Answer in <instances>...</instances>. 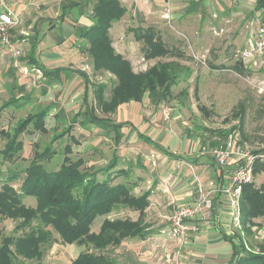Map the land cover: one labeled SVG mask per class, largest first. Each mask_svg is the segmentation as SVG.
I'll list each match as a JSON object with an SVG mask.
<instances>
[{
	"label": "rangeland",
	"instance_id": "obj_1",
	"mask_svg": "<svg viewBox=\"0 0 264 264\" xmlns=\"http://www.w3.org/2000/svg\"><path fill=\"white\" fill-rule=\"evenodd\" d=\"M146 6L144 13L138 9L133 10L134 6L130 5L129 10L121 16L119 21L112 22V26H110L112 28H109L108 33L113 40L123 36L122 40L126 46L130 41L135 51L133 60L143 57L140 47L142 43L135 40L133 33L129 30V28L136 27L137 25L143 27L153 25L167 46L175 48L179 53L181 52L173 56L144 59V61H141L144 62L146 68L152 66L157 61H174L173 71L179 75L177 84L171 88V98L159 103L157 106L149 103L148 113L153 108H155L154 112H158V115H156V126L163 131H167L168 139L170 136L171 138L174 137L177 140L176 145L181 148H184V143L190 139L193 147L199 152L202 146L211 148L213 141H219L220 139H225L228 135H234L241 144L246 145L251 151L264 152V54H255L253 56V60L257 56H261L260 58L263 62L260 65L252 61L248 63H243L240 60L237 61L238 50L246 45L242 33L247 31V29L244 27L243 21L238 18L237 20H230V22H226L225 28L221 25L223 28L221 30L219 29V21H222L223 15L222 17H215L208 13L210 18H206V15H204L205 19L202 22L197 21L194 25H191V28H186L184 27L186 23H183V19L177 21L171 17L169 5L166 4L164 7L161 15L162 18L158 16L151 19H148L150 14L156 13L160 15V11L157 12V10L154 11V9L148 8L151 5L146 4ZM139 14L142 20L139 19ZM144 17H148L147 20ZM169 17L170 19L168 20ZM244 21H248V19H244ZM256 28V24L248 26V30L250 31H256ZM209 41L212 49L206 52L205 49ZM81 53H84V51ZM89 62L91 63L90 68L87 65L83 66L84 71L88 73V78L93 83L102 82L110 88L115 82L114 75L106 72H93L89 75V72L93 68L92 61L90 60ZM237 63H240L243 69H247V71L235 70L233 66ZM76 65L78 66V64ZM66 67L71 68L69 65ZM27 69L30 73L34 70L29 66ZM18 71L14 69V71H11V75L6 74V85L2 83L4 77L0 75V106L4 102H7V99H13L19 93H23L27 97L14 100L7 108L0 112V129L12 130L17 125V121L22 120L29 114L42 111L49 105H52V109L48 115L44 116L47 126L45 133L34 131L30 126L27 131H24L19 136L24 145L22 151L15 155L14 160L3 161L0 156V174L5 175L9 172H18L19 179L12 181V184L14 187L19 188V181L23 178L22 170L34 158L35 151L41 150L48 145L54 147L56 153L51 159L45 160L42 163L47 170L53 171L59 167L63 157L62 150L67 142H71L73 157H83L84 162L82 166L93 164L97 167L108 163L111 159L113 141L107 135L108 133H106L104 127L89 123L83 125L80 122L71 121V117L80 109V105L83 102L84 83L77 86L82 80L81 77L78 78V76L72 75L67 80V76L63 72L69 73L70 71L67 69L64 71L58 70L57 73H60V77H57V80H53L55 86H51L49 90L47 88L44 89L46 86L43 79H38L37 76H26L27 79H24L26 84H23V87L21 85V90L17 87L9 89V84L14 85L11 77H13L16 81L15 84H17L16 79L20 78L22 74ZM33 73L35 74L34 71ZM61 75L66 79L61 77ZM48 85L50 86L51 82ZM64 86L66 87L64 93H61ZM75 86L77 87L75 88ZM109 88L105 90L106 96L109 95ZM89 91L91 90L89 89ZM76 93L79 98H77ZM240 102L243 104L242 110L238 107ZM97 112L99 115H103L100 111L97 110ZM55 113L57 114L55 115ZM111 116L114 118V114L111 113ZM80 117H78L79 120ZM70 123H74L72 128L66 130L63 136L55 139V134L61 132L62 129H66ZM239 125L241 128H238ZM99 132L106 137L100 139L99 135L101 134L98 135ZM223 133H226V135ZM75 139L78 142H75ZM94 141L96 142L93 143ZM5 142L6 139L3 131L0 130V149L4 147ZM165 142H169V140ZM127 144V146L131 147V164H128L127 160L123 163H120V160H118V165L115 169L127 167L129 168V174L126 177L117 176L114 178V182L126 181L128 179L129 183H135L133 191L137 193L145 187L146 179L140 178L137 180L135 177L143 175L144 178L145 173L146 176L152 175L155 165L151 163L152 160L146 161L147 165L143 164V161L147 160V153L151 157L145 142L140 141L137 143V140L133 139V141ZM140 149L142 150L140 151ZM138 153L140 154L135 162L133 156L136 157ZM102 175L99 173V177H102ZM263 181L264 169L257 173L255 185L258 186ZM22 201L26 205L34 206L36 204V197L25 195ZM114 210L120 211L118 208ZM116 216H125V211L117 213ZM100 217L98 215L91 223L92 228H96L99 224ZM235 219V224L237 222V225H239L238 227L234 225L237 228L235 230H239L241 228L240 219L238 217ZM255 221L257 225L250 227V231L242 232L241 240L244 246L259 250L257 243H264V216L259 217ZM16 222L17 220L12 218L1 217L0 228L6 235L20 234L21 230L16 232L13 230ZM35 223L32 222L33 225ZM49 229L52 241L42 245V257L40 259H24L23 262L25 264H66L72 258L78 256L79 252L84 248L88 250L89 247L87 245L84 247L75 242L70 244L63 243L58 233L51 227ZM237 242L240 241L237 240ZM114 251V249L108 250L107 247L104 251L100 250L99 253H105L110 256V254L115 253ZM115 254H118V252ZM115 256L121 259L122 254L119 253Z\"/></svg>",
	"mask_w": 264,
	"mask_h": 264
},
{
	"label": "trees",
	"instance_id": "obj_2",
	"mask_svg": "<svg viewBox=\"0 0 264 264\" xmlns=\"http://www.w3.org/2000/svg\"><path fill=\"white\" fill-rule=\"evenodd\" d=\"M91 5L90 16L93 23L88 27L79 28L77 35L87 41L94 72L111 73L115 77V82L110 88L102 82L93 83L84 71L77 69L78 74L84 78L82 102L84 106L74 113L71 121L83 125L94 124L104 127L108 132L111 131L114 143L111 159L104 166L96 167L93 164L82 166L83 157H73L71 142H67L62 150L63 157L59 167L53 171L47 170L42 163L56 153L54 147L48 145L35 151L34 158L22 170L23 178L19 181V188L12 184V181L19 179L18 172L0 174V218L17 220L13 230L14 232L21 230L20 234L6 235L0 228V264H25L24 259H40L43 255L42 245L52 241L49 227L58 233L63 243L75 242L89 247L88 250L84 248L85 250L80 251L78 256L66 264H121L99 251L119 245L128 237H143L147 233L144 230L146 225L143 217L149 204L150 192L145 190L137 195L133 191L134 184L129 183L128 179L114 182L117 176L126 177L129 168L115 169L119 158L116 146L124 135L121 130L123 124L115 122L111 113L116 111L119 104L131 100L141 101L146 94L152 105L157 106L167 101L172 97L171 88L177 84L179 75L173 71L174 61L171 60L157 61L145 70L134 71L131 62L113 48L108 33L112 22L120 20L127 12L126 5L120 0H92ZM255 7L264 8V0H257ZM129 30L133 33L134 39L142 43L140 47L143 60L179 53L175 48L167 46L153 25L147 27L137 25ZM35 45L36 37L31 43L30 66H37L44 75L49 76L58 70H64L65 67L43 69L34 59ZM233 68L237 71H247L240 63L235 64ZM107 88L108 97L105 95ZM14 100L19 98L8 99L0 106V112ZM51 106L17 121L12 130H2L6 139L4 147L0 149L3 161L14 160L15 155L22 151L24 143L19 136L30 126L34 131L46 132L44 116L51 112ZM238 107L242 110V102ZM97 110L103 115H99ZM73 124L70 123L68 129H62L55 134V139L63 136ZM238 128H241L240 125ZM75 142L78 140L75 139ZM252 152L257 153V150ZM262 169L264 162L258 160L252 173L253 178L241 186L242 191L238 200V219L241 228L235 232L240 242L232 243L233 264H264V243H257L259 250H254L244 246L241 240L242 232L250 231V227L257 225L255 220L264 216V181L258 186L255 185V177ZM99 173L103 174L102 177H99ZM25 195L35 196L36 204L34 206L24 204L22 199ZM120 207L137 210L138 218L133 220L129 217L113 219L105 217L98 232L91 229V223L98 215H107ZM32 222L36 223L33 225Z\"/></svg>",
	"mask_w": 264,
	"mask_h": 264
},
{
	"label": "crops",
	"instance_id": "obj_3",
	"mask_svg": "<svg viewBox=\"0 0 264 264\" xmlns=\"http://www.w3.org/2000/svg\"><path fill=\"white\" fill-rule=\"evenodd\" d=\"M120 1L126 5L127 10H129L131 5L134 6L133 10L138 9L145 13V7H147L146 4H148L151 5L148 8H152L154 11L157 10V12L160 11V15L152 13L148 16L149 18L147 17L148 19L158 16L161 17L163 9L167 4L170 7L171 17L177 21L183 19V23H186L184 26L186 28H191V25H194L197 21L202 22V20L205 19L204 15H206V18H210L208 13L215 17H222L223 15L221 20H225L223 22L219 21V29L221 30H223L221 25L225 28L226 22L237 20V18L241 19L244 23V27L247 29V31L242 33L243 39L245 40L244 43H246L248 36L253 31L248 30V26L254 24L257 26L260 24L264 25V8L255 7L257 0ZM91 2L92 0H0V12L3 11L4 4L8 5L18 15L19 22L18 25L10 31L11 44L0 43V75L4 77L2 83L6 85V74L11 75V71L17 69L19 70L18 72L22 74L20 78L16 79L17 84H15L16 81L11 77L14 85L9 84V89L12 87L15 89V87H17L21 90L23 84H26L24 80L27 79L26 76H37L38 79H43L46 86L44 89L47 88V90H49L51 86H55L53 80H57L56 78L60 77L59 72L54 73V75L51 74L50 76L44 75L40 68L29 65L31 43L36 37L33 56L34 59L38 61L39 65L45 70L64 68L65 65V68L70 71L69 73L63 72L67 76V80L72 75H76L78 78L81 77L82 79L77 86L80 84L82 85L84 83V78L81 74H78L77 69L84 71L83 66L86 65L90 68L91 63L89 61L91 57L88 53L86 39L80 37L77 33L79 28L88 27L93 23L90 16ZM140 14L139 19L142 20ZM147 18L145 19L147 20ZM244 19H248V21H244ZM122 38L123 36L117 37L114 40L111 39L113 48H115L118 53L123 54L124 57L131 62L134 71L145 70L146 66H144V62H141L144 61L141 60L142 57L133 60V55H135V51L133 50L134 47H132L130 41L127 47L123 43ZM209 44L210 41L205 49L206 52L212 49V46ZM15 50L21 51L19 56L16 55ZM83 51L84 53H81ZM263 54L264 53L260 55ZM260 57L261 56H257L254 59L255 64L260 65L263 62ZM237 61H239V59ZM76 64H78V66ZM68 65L71 68L66 67ZM26 66L32 67L35 74L33 71H31V73L29 71L28 74H25L22 68ZM65 68L64 70H66ZM36 71H38V73H36ZM84 72L87 73L86 71ZM93 72L94 70L92 68L89 75ZM86 75H88V73ZM61 77L64 76L61 75ZM64 79L66 78L64 77ZM50 82L51 85L49 86L48 83ZM77 86H75V88ZM65 88L64 86L61 93H64ZM19 94L15 95V97L19 99L27 97V95H23V93ZM76 96H78L77 93ZM77 98H79V96ZM83 106L84 104L82 103L80 108ZM149 106V99L146 94L141 101L137 102L131 100L119 104L116 111L113 113L115 118L114 120L112 117L113 120L123 124L121 130L124 136L116 146L120 163L127 160V163L131 164V147L127 146V143L135 139L137 143L140 141L145 142L147 144V149H149V154L151 155L150 157L147 153V160H144L143 164L147 165L146 161L152 160L151 163L155 166L153 167L152 175L146 176L145 173L144 178L143 175L141 177H135L137 180L140 178L146 179L145 187L136 194L139 195L145 190L150 192L148 196L149 204L145 209L143 217V222L146 225L144 230L147 231V233L143 237H128L119 245L108 248V250L114 249L115 253L118 252V254H122L121 259L116 256L114 257V255H118L115 253L110 254V257L121 264H233L231 260L233 253L232 243L238 244L237 240H239L235 233L237 232V230H235L237 228L234 226H239L237 223L235 224V218L238 217V208H234L230 204L228 198L220 193L214 196L211 217L208 220H204L201 216L191 219V223L196 225L198 230L188 233L185 244L181 249L182 251L180 255L176 257V249L178 248L177 241L165 234L167 225L166 216L175 207V204L185 205L195 200L196 194L194 190L197 183L201 182L203 188H207L206 183L209 180L216 179L224 183L223 176L225 175L223 170L212 161L208 153L202 151L198 152L197 149L193 147L190 139L184 143V148L176 145L177 140H175L174 137L171 138L170 136L168 139L167 131H163L156 126V115H158V112H154L155 108H153L151 112L148 113L147 110ZM3 129L4 128H1L0 130ZM106 133H108L107 135L110 136L109 138L113 141V133L107 130ZM99 134H101V132H99L98 135ZM102 137L105 138L106 136H103V134L99 135L100 139ZM166 140H169V142H165ZM224 140L225 139H220L216 142L213 141L211 147H213V145L222 144ZM95 142L96 141L93 143ZM141 150L142 149H140V151ZM139 154L140 153H138L136 157L133 156L135 162ZM133 184L135 183L133 182ZM120 208H118L120 210L119 212L113 210L107 215H100L99 224L96 228L91 227V229L98 232L101 222L105 217L110 219H113V217H129L136 220L139 216L137 210ZM124 211L125 216H116L117 213ZM127 211H129V213H127Z\"/></svg>",
	"mask_w": 264,
	"mask_h": 264
},
{
	"label": "built area",
	"instance_id": "obj_4",
	"mask_svg": "<svg viewBox=\"0 0 264 264\" xmlns=\"http://www.w3.org/2000/svg\"><path fill=\"white\" fill-rule=\"evenodd\" d=\"M3 8L0 12V43L11 44L10 31L18 25V15L6 4ZM256 29L248 36L246 45L238 50V56L236 55L243 63L250 61L254 63L253 56L264 53V25L260 24ZM15 51L19 56L21 51ZM23 70L24 73H29L27 67ZM201 151L208 153L212 161L223 170L225 182L209 180L206 183L207 188H203L201 182L197 183L194 190L195 200L190 204H175L166 216L165 234L177 241L176 257L180 255L188 233L198 230V227L191 223V219L201 216L204 220H208L211 217L213 199L217 193L225 195L230 204L237 209L241 186L253 178L252 173L257 161L264 162V152H252L234 135H228L222 144L213 145L211 148L202 146Z\"/></svg>",
	"mask_w": 264,
	"mask_h": 264
}]
</instances>
